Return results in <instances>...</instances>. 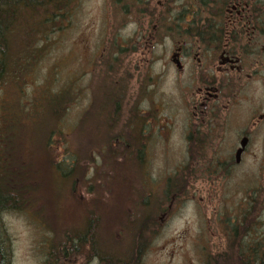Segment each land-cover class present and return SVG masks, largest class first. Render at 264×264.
<instances>
[{"label": "rangeland", "instance_id": "374dc122", "mask_svg": "<svg viewBox=\"0 0 264 264\" xmlns=\"http://www.w3.org/2000/svg\"><path fill=\"white\" fill-rule=\"evenodd\" d=\"M156 6V2L135 0H80L69 28L53 36L54 50L24 86L18 89L12 82L1 83L0 103L3 100L9 107L5 99H10L19 116L14 130L15 163H24L32 173L43 170L44 177L33 181V186L47 180L40 193L30 194L32 202L24 211L5 216L12 237V264H45L55 233L81 227L90 204L95 203L101 204L97 207L101 214L109 211L112 223L131 214L137 226L140 222L150 225L142 264H205L208 255L227 249L232 240L228 225L243 214L257 225L252 238L264 235V141L257 157L248 156L242 165L252 174L251 181H245L247 177L210 179L203 175L207 165L190 159L194 150L188 149L185 139L189 92L176 66L170 64L172 42L179 38L166 39L153 32L161 24ZM46 81L56 91L74 81L78 87L77 98L59 121L66 137L51 134L55 116L45 108L31 115V103ZM117 94L119 106L108 108L106 119L77 130L81 119L93 110L95 95L99 105L102 95L108 99ZM140 117L145 119L142 141L146 142L139 153L133 142L120 144L115 136L129 141L132 124L141 128ZM47 140L53 147H48ZM68 151L79 158L78 173L71 186L55 176L58 189L54 190L48 160L55 161ZM111 155L118 162L111 161ZM258 169L262 174L257 179ZM170 178L173 191L180 193L167 199ZM244 184L251 188L249 195L241 188ZM121 227L116 238L125 249L133 232ZM82 259L75 256L71 264H96Z\"/></svg>", "mask_w": 264, "mask_h": 264}, {"label": "trees", "instance_id": "16d2710c", "mask_svg": "<svg viewBox=\"0 0 264 264\" xmlns=\"http://www.w3.org/2000/svg\"><path fill=\"white\" fill-rule=\"evenodd\" d=\"M79 6L80 0H0V91H2L1 83L3 82L6 84L12 82L18 89L24 86L28 77L37 71L43 60L54 50L56 43L53 36L67 31ZM48 86L49 81H46L34 99L33 106L31 103V115L33 113L37 115L39 108L41 110L45 108L46 113L48 110L55 116L53 120L56 121V126L51 134L57 132L66 137L59 121L66 115L77 98L78 87L75 81L58 91ZM114 96L115 98L112 99ZM114 96L109 95L107 99L105 95H102L98 105L99 96L95 95L93 110L85 114L77 130L83 131L86 127L97 125L102 117L106 119L108 108L113 105L119 106V94ZM5 101L9 107L3 100L0 103V121L2 122L0 125V264H12V237L5 216L10 211H24L27 204L32 202L30 194L40 193L47 184V180L44 178L43 182L40 180V184L33 186V181L44 177L43 170L37 168L32 173V169L27 171L24 163H15L14 157L17 152L14 151V147L17 140L14 138V130L19 124V116L12 110L13 104L10 99H5ZM13 113L15 115H12ZM140 120V129H138V124H132L130 127L129 141L128 138L122 141L121 135L115 136V139L119 140L118 143L131 144L133 142V147L137 150L144 148L146 141H142V133L146 124L144 118L140 117ZM136 132L140 134V138H137ZM48 138L51 139L49 136ZM46 143L48 147H53L51 141L47 140ZM105 143L110 144V141H105ZM138 152L141 151L138 150ZM113 153L115 154L114 151ZM118 154L125 158L124 153L118 152ZM109 158L114 163L118 162L113 155ZM126 159L129 158L126 157ZM52 160L49 159L48 162L52 170L50 176H53V180H50L53 189H58L54 182L55 176H58L64 183L68 180L71 186L78 173L79 158L68 151L57 160ZM172 180L173 178L169 179L170 183L166 189L167 199H170L171 195L180 193L173 191ZM62 187L66 191L70 188L67 185ZM94 194L98 192L94 191ZM72 196L75 197L74 194ZM100 205L99 203L90 204L89 215L81 227L66 228L62 232L55 231L49 243L45 264H71L75 256L82 257V262L86 259L96 264H142L144 251L150 243V237L146 235L150 225L140 222L137 226L133 220H130L131 214H126L122 219L117 220L124 224H117L115 220L112 223L109 211L104 215L98 211ZM109 210L112 211L110 208ZM243 217L244 214L230 222V225L227 221L229 226L227 234L232 239L229 246L217 255H208L205 264H264V235L252 238V232L257 227L255 220L249 221L247 216ZM121 226L133 232L131 240H128L131 244L125 249L119 247V240L116 238V234L120 233L117 229H123ZM122 235L124 237V234Z\"/></svg>", "mask_w": 264, "mask_h": 264}, {"label": "flooded vegetation", "instance_id": "af4514ba", "mask_svg": "<svg viewBox=\"0 0 264 264\" xmlns=\"http://www.w3.org/2000/svg\"><path fill=\"white\" fill-rule=\"evenodd\" d=\"M135 1L156 2L161 24L153 32L179 38L170 64L189 92L190 159L206 164L210 179L251 181L242 165L264 141V0Z\"/></svg>", "mask_w": 264, "mask_h": 264}, {"label": "bare ground", "instance_id": "6f19581e", "mask_svg": "<svg viewBox=\"0 0 264 264\" xmlns=\"http://www.w3.org/2000/svg\"><path fill=\"white\" fill-rule=\"evenodd\" d=\"M70 243V242H69Z\"/></svg>", "mask_w": 264, "mask_h": 264}]
</instances>
